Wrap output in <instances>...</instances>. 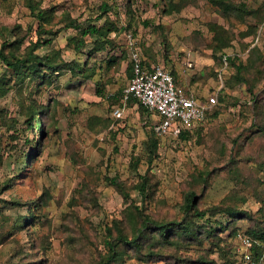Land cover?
Returning a JSON list of instances; mask_svg holds the SVG:
<instances>
[{
  "label": "rangeland",
  "instance_id": "374dc122",
  "mask_svg": "<svg viewBox=\"0 0 264 264\" xmlns=\"http://www.w3.org/2000/svg\"><path fill=\"white\" fill-rule=\"evenodd\" d=\"M29 1L0 0L6 54L24 57L38 41ZM34 1L51 12L44 28L54 32L52 45L36 54L58 51V62L76 61L80 71L39 76L25 67L19 74L0 58V264H104L108 241L135 237L139 212L180 221L191 191L207 213L193 219V238L150 233L142 249L120 243L123 255L112 264L240 259L238 233L264 230V0H226L230 12L220 0ZM104 1L112 9L99 19ZM70 17L109 20L119 31L104 50L91 40L76 49ZM129 36L144 61L172 69L200 99L218 93L204 123L159 133L157 115L122 102ZM41 107L48 108L44 130L28 121ZM142 175L147 198L136 189ZM232 209L243 216L233 218Z\"/></svg>",
  "mask_w": 264,
  "mask_h": 264
},
{
  "label": "trees",
  "instance_id": "16d2710c",
  "mask_svg": "<svg viewBox=\"0 0 264 264\" xmlns=\"http://www.w3.org/2000/svg\"><path fill=\"white\" fill-rule=\"evenodd\" d=\"M219 3L225 10L229 12L234 9V5H232L231 3H227L226 0H220ZM28 6L31 12L33 13L34 17L40 22L39 28L36 31V33L38 34V41L34 43L33 48L24 57L17 55L18 53H15L16 49L15 51L10 52L9 54H6L3 49L0 50V58L2 59V61L6 64L8 68L13 69L19 74L23 71L25 67L30 70L31 74L39 76L48 71L51 73H56L62 70L63 68H68L70 70L77 69L80 71V65L76 61L66 62L64 60H61V62H58L56 57L54 56L55 54H59L58 51L51 54H47L45 56H40L39 54H36V51L39 48L51 46L53 43L54 38H52V36L54 35V32L52 30H47L44 28L45 24L50 23L51 12L48 9L41 8L40 3L38 4V2L34 0H30ZM111 9L112 8L109 3L107 1H104L100 7L102 13L98 16L99 19H104L106 17L107 12H109ZM66 27L72 28L76 31V33L70 38V43L74 45V48H83L86 46L87 41L91 40L94 43L95 51L104 50L107 46L113 44V41L111 39V33L119 31L116 24L109 20H106L104 24L99 25L97 24V20H89L87 23H83L71 17L68 18ZM43 35H49L50 38H46ZM15 43L20 44L18 41ZM11 45L12 44L5 43L3 47H10ZM144 64L148 67L152 65L148 64L146 61H144ZM129 73L130 79H132V65L129 66ZM172 73L175 76L174 78H176L177 76L175 75L174 71H172ZM122 93L123 91L121 92L120 99H122ZM133 100H135V102H137L143 109L151 112L150 110L142 106L133 97H131L128 102H131ZM47 109L48 108L41 107L38 111L33 113L30 119L28 120L29 124L32 127L39 126L40 129L44 130L41 115L43 111ZM151 113L157 115L154 112ZM157 117L160 121V117L158 115ZM140 178L141 182L136 185V189L141 193V196L147 198V195H149L148 176L142 175ZM111 182L114 186L121 188V184L120 182H117V180L113 179L111 180ZM182 208L184 209V217L180 221H156L152 220L147 214L139 212L141 217V225L138 228L135 237L130 239L127 235L120 233L117 239L108 241L110 254L104 264H112L114 261L121 258V256L123 255L122 250L118 248L120 243H122L125 247H135L142 249L144 247L143 241L144 239H148L150 237V235L148 236V234L150 233H152V237L154 236L153 234H156L166 241H169L175 237H186L187 239L193 238L196 235V230L194 228L195 221H193V219L204 218L207 213L199 209L198 201L196 199V193L193 191L186 194L185 202L183 203ZM227 213L233 218L243 216L242 212L233 209L228 210ZM246 234L250 235L251 237L259 240L261 243L264 244L263 229L253 228V230L250 229ZM115 241H117V243H115ZM261 251V248L256 247V254H259ZM227 262V264H235L234 260H227Z\"/></svg>",
  "mask_w": 264,
  "mask_h": 264
},
{
  "label": "built area",
  "instance_id": "2783aa9c",
  "mask_svg": "<svg viewBox=\"0 0 264 264\" xmlns=\"http://www.w3.org/2000/svg\"><path fill=\"white\" fill-rule=\"evenodd\" d=\"M128 37L133 76L122 93V102L127 103L131 97L142 106L160 117L157 125L159 133H167L173 128H191L204 123L218 104V93L208 96L205 100L180 86L174 78L172 70L162 64L147 66L136 46L135 40ZM186 70L193 68V62H184ZM185 70V71H186ZM119 115L120 110L116 109ZM240 242L238 258L235 264H264V244L246 233H238ZM256 247L262 249L256 254Z\"/></svg>",
  "mask_w": 264,
  "mask_h": 264
},
{
  "label": "crops",
  "instance_id": "0c3cea01",
  "mask_svg": "<svg viewBox=\"0 0 264 264\" xmlns=\"http://www.w3.org/2000/svg\"><path fill=\"white\" fill-rule=\"evenodd\" d=\"M153 65V64H152ZM172 70V69H171ZM173 71V70H172ZM200 98V97H199Z\"/></svg>",
  "mask_w": 264,
  "mask_h": 264
}]
</instances>
